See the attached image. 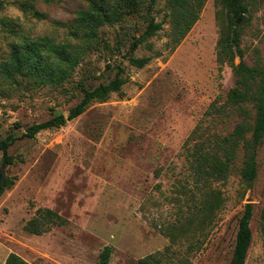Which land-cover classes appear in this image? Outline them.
Segmentation results:
<instances>
[{"label":"rangeland","instance_id":"obj_1","mask_svg":"<svg viewBox=\"0 0 264 264\" xmlns=\"http://www.w3.org/2000/svg\"><path fill=\"white\" fill-rule=\"evenodd\" d=\"M2 1L0 20H14L32 39L69 44L80 59L63 86L24 80L0 88V142L18 138L8 150L13 164L3 165L0 149V175L4 168L6 178L15 181L0 193V264L10 253L29 264H102L106 247L112 248L107 264H137L149 255L158 260L153 264H230L248 203L253 241L246 264H264V140L253 186L241 179L239 152L228 178L210 184L222 204L208 217L200 211L203 191L187 161L189 148L229 136L241 120L233 106L208 113L213 103L223 105L236 85L232 67L217 63L220 0H207L178 44L170 39L167 0H156L148 14L103 25L90 38L71 32L87 0H37L43 20L26 16L13 3L23 0ZM250 15L243 61L252 66L257 54L264 61V0H251ZM149 16L163 22V29L132 50ZM13 39L0 28V63ZM132 57L152 59L139 68ZM119 67L127 78L121 93L94 101L65 126L21 138L53 115L68 116L83 88L108 83ZM39 209L54 210L64 224L42 235L28 232L25 226Z\"/></svg>","mask_w":264,"mask_h":264},{"label":"trees","instance_id":"obj_2","mask_svg":"<svg viewBox=\"0 0 264 264\" xmlns=\"http://www.w3.org/2000/svg\"><path fill=\"white\" fill-rule=\"evenodd\" d=\"M51 2L53 0H45ZM59 1V0H57ZM86 9L78 12L71 32L78 36L82 34L90 38L103 25H113L125 20L128 16L150 13L156 0H87ZM207 0H167L170 9V39L178 44L190 33L200 18V13ZM26 16L37 20L46 18V14L37 8V0H23L13 2ZM222 9L217 13L220 25L219 40L217 43V63L220 68L225 65L232 67L236 77V85L226 96V102L218 106L213 103L210 114L220 112L226 106H233L239 110L240 122L229 136H220L208 144L197 143L189 148L187 161L190 165L198 189L202 192L203 200L200 211L207 217L214 214L222 204L219 192L211 189L213 181L226 180L239 152L243 153V165L240 175L247 188L253 186L258 177V150L264 140V61L257 54L252 66L243 61V34L251 17V0H220ZM5 2L0 0V9ZM150 15V14H149ZM152 15V14H151ZM0 28L4 33L13 36L10 51L0 63V88L2 85H13L28 80L33 85L63 86L70 81L74 69L79 64V52L69 44H56L49 38L32 39L26 32L19 29L14 20L3 18ZM163 29V22H157L154 16H149L145 32L137 38L132 46L135 50L140 44L155 36ZM240 58V63L235 61ZM151 57L130 58L131 64L143 68ZM125 69L119 67L115 78L108 83H102L94 88H83L80 101L70 109L68 116L53 115L50 119L34 124L21 138H35L36 135L47 129L60 128L68 121L81 116L94 101H105L112 93H121L127 83L124 77ZM251 106V110L250 107ZM18 138L10 135L0 142L3 150V165L14 163V158L8 155L9 147ZM15 184L14 179L6 178L1 192ZM208 185V186H207ZM253 205L246 204L244 213L239 220L233 256L230 264H246L250 246L253 241L251 221ZM264 230V214L262 216ZM65 219L51 209H39L34 218L27 222L25 229L35 235H42L51 226L64 224ZM112 248L106 247L101 254L102 264H107ZM156 258L153 255L143 257L137 264H153ZM4 264H29L21 256L10 253Z\"/></svg>","mask_w":264,"mask_h":264},{"label":"water","instance_id":"obj_3","mask_svg":"<svg viewBox=\"0 0 264 264\" xmlns=\"http://www.w3.org/2000/svg\"><path fill=\"white\" fill-rule=\"evenodd\" d=\"M5 180H6V174L4 172V168H2L1 175H0V192H1V189H2V186Z\"/></svg>","mask_w":264,"mask_h":264}]
</instances>
